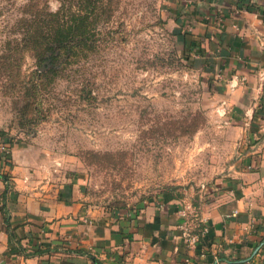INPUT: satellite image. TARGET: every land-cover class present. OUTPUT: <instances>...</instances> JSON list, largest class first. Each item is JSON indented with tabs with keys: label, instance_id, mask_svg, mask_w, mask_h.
I'll return each mask as SVG.
<instances>
[{
	"label": "rangeland",
	"instance_id": "rangeland-1",
	"mask_svg": "<svg viewBox=\"0 0 264 264\" xmlns=\"http://www.w3.org/2000/svg\"><path fill=\"white\" fill-rule=\"evenodd\" d=\"M176 1L109 0L114 12L98 26L97 52L48 84L37 105L27 107L24 92L0 79V139L40 179L70 185L111 212L163 192L210 200L247 164L255 140L231 123L224 100L242 85L231 88L232 75L228 90L218 85V60L191 40V25L177 23L187 14ZM26 2L0 0V55ZM34 68L26 54L21 71ZM82 81L91 102L79 96Z\"/></svg>",
	"mask_w": 264,
	"mask_h": 264
},
{
	"label": "crops",
	"instance_id": "crops-1",
	"mask_svg": "<svg viewBox=\"0 0 264 264\" xmlns=\"http://www.w3.org/2000/svg\"><path fill=\"white\" fill-rule=\"evenodd\" d=\"M176 2L187 14L177 23L191 25V40L218 60V85L228 90L231 75L246 79L224 100L233 109L231 123L255 140L247 164L210 200L191 203L163 192L109 212L95 209L70 185L40 179L28 157L10 149L0 154V264H214V258L264 264V82L256 73L264 66V0ZM188 204L208 228L196 248L177 229L178 212ZM8 230L26 251L48 246L49 253L24 257Z\"/></svg>",
	"mask_w": 264,
	"mask_h": 264
},
{
	"label": "trees",
	"instance_id": "trees-1",
	"mask_svg": "<svg viewBox=\"0 0 264 264\" xmlns=\"http://www.w3.org/2000/svg\"><path fill=\"white\" fill-rule=\"evenodd\" d=\"M27 0L18 12L0 55V79L7 89H20L28 100L27 107L41 103L43 90L68 70L85 65L97 52L100 37L98 26L113 16L109 0ZM250 9V5H245ZM26 54L34 69L21 71ZM83 63V64H82ZM79 96L87 102L95 99L92 90L82 81ZM121 208V207H120ZM9 238L24 257L49 253V247L26 251L8 230Z\"/></svg>",
	"mask_w": 264,
	"mask_h": 264
},
{
	"label": "built area",
	"instance_id": "built-area-1",
	"mask_svg": "<svg viewBox=\"0 0 264 264\" xmlns=\"http://www.w3.org/2000/svg\"><path fill=\"white\" fill-rule=\"evenodd\" d=\"M259 79L264 82V66L256 71ZM245 77L232 76L229 82L231 88L244 84ZM225 104L223 101L222 105ZM0 154L3 157L10 155V148L0 139ZM182 222L178 225L179 236L182 241L190 247L196 248L201 245L203 237L207 234L208 228L205 220L198 216L193 207L188 204L179 212ZM187 262V261H186ZM214 264H219V260L214 258Z\"/></svg>",
	"mask_w": 264,
	"mask_h": 264
}]
</instances>
